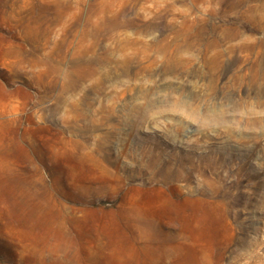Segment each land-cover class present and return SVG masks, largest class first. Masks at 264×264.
Masks as SVG:
<instances>
[{"label": "rangeland", "instance_id": "obj_1", "mask_svg": "<svg viewBox=\"0 0 264 264\" xmlns=\"http://www.w3.org/2000/svg\"><path fill=\"white\" fill-rule=\"evenodd\" d=\"M0 264H264V0H0Z\"/></svg>", "mask_w": 264, "mask_h": 264}]
</instances>
